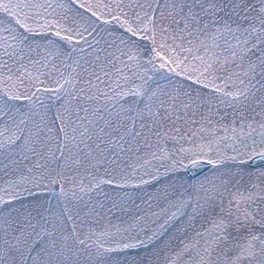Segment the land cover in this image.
<instances>
[{"label": "snow or ice", "instance_id": "obj_1", "mask_svg": "<svg viewBox=\"0 0 264 264\" xmlns=\"http://www.w3.org/2000/svg\"><path fill=\"white\" fill-rule=\"evenodd\" d=\"M0 264H264V0H0Z\"/></svg>", "mask_w": 264, "mask_h": 264}]
</instances>
